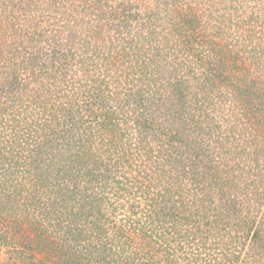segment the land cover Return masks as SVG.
<instances>
[{
    "label": "rangeland",
    "instance_id": "1",
    "mask_svg": "<svg viewBox=\"0 0 264 264\" xmlns=\"http://www.w3.org/2000/svg\"><path fill=\"white\" fill-rule=\"evenodd\" d=\"M13 1L0 0V66L7 68V70H14L17 75H21L26 80L29 77L26 73L27 69H23V67L26 66L24 61L28 56V49L26 47L25 50L23 44L36 47V45H42L45 42V51L48 49L49 39L51 41L49 48L54 49L57 46L56 43L70 41V37L66 35L68 30H73L81 40L92 37L91 40L102 47L101 53L103 51L109 57L117 56L115 58H119L118 62H121L116 67L118 71L127 74L130 71L133 72L135 65L138 67L139 63H143V77H139L141 81L132 80V82L135 83L134 87L136 86L137 90L145 89L147 91L144 92V95L147 94L146 100L149 103L147 104L149 108L144 110L143 116L147 117L148 121L152 120L150 121L152 128L148 131L149 133H143L144 137L141 138L142 134L139 129L132 128L135 120L132 115L128 122L129 126H127L130 129L127 130L125 139H128L129 142L140 140V145H145V150L149 146L152 151L149 154L145 150L137 149L136 153L134 151V160L129 156L125 162H122L123 165L132 163L136 169L135 171L132 167L127 172L128 177L135 182V185H129L128 191L132 193L118 199L114 198V195L107 190L103 191L105 197L98 201L97 206H101L104 211L108 210L107 220H103L101 214H96L94 221L100 225H108L110 232L105 238L101 234L99 238H96V242L101 245L100 247L102 248V244L107 246L109 241L107 237H110L115 231V227L121 225L122 220L125 219L123 220V227L128 230L129 239L127 255L135 256L134 253H141L139 259L135 260L133 264H142L141 261H146L148 255L150 257L151 250L146 246L147 233L155 235L156 243L152 244V249L158 251L159 264H231V259L234 260L233 264H264V184L258 185L262 194L259 201H256L253 194L247 196L246 192H243L244 183L241 182L242 178L239 175L237 177L233 172L227 173L225 170L219 169V176L216 174L217 165L221 166L222 163L220 162L229 154L226 153L221 159L219 151L222 144L228 148V138L233 140L232 132L235 131L233 127L235 128L237 122L235 121L237 117L235 113L240 111L233 107L234 101L229 98L231 93H234L236 88L240 86L241 88L235 93L239 97L240 93L246 94L242 85L247 84L248 78H251L249 80L254 79L258 88L264 89V0H179L178 4L177 0H123L124 4L120 0H110L109 2L104 0V3H98V0H67L66 2L56 0L58 4L53 7L51 5L44 8L35 6L33 3L31 7L26 6L25 8L29 11L24 13L26 19L22 29L17 28L19 20L13 19V16L22 12L18 6L11 4ZM177 9L192 20L189 31L191 35L197 36L192 38L193 45L197 43V46L190 52L179 50V42H177V47L174 46V39L178 37L179 32L172 31V27L176 25L171 22L176 19ZM126 13L134 15V18L132 19L131 15L127 18ZM149 14V19L155 18L156 21L141 26L139 32L137 31L134 35L145 34L148 36L147 41L132 36L131 33L137 26L134 19H138L139 26V22L143 20L147 22V15ZM133 25L134 27H132ZM54 29L57 32L60 31L59 36L56 35L57 32L55 34ZM23 31L30 34H37L40 31L38 34L41 36H37L31 42L26 36L20 34ZM156 31L159 33L155 37L156 43L162 45V51H156L151 47L154 43L151 42V39ZM35 35L33 36L35 37ZM163 35L167 39L165 45L162 44ZM39 40L40 42H38ZM81 40L74 41L77 43L76 45H79ZM131 40L141 44L136 52L130 47ZM176 40L178 41L179 38ZM118 47H122V49ZM175 63L178 66H175ZM180 65L182 66L180 67ZM165 69H172L181 78L187 80V83H183L180 87L186 95L185 99L189 92L196 94L193 99H188L191 100L188 112L180 110L176 99L168 93L170 89L164 88L158 83L161 82L159 74ZM211 70H213L214 75L218 71L219 75L223 77L218 85L208 84L203 88L204 85H200L199 80H190L193 77L197 79L204 74L208 75ZM73 72L76 73V76L73 75L74 77H72L76 80L73 83H75V90L78 91V83H85L86 74L79 72L77 67H73ZM6 74L0 72L1 79L6 78ZM202 81L204 80L202 79ZM202 81L200 83H203ZM41 83H43L42 80ZM46 84L45 82V86ZM110 86L109 89L113 95L121 98L128 84L126 78L122 76L117 82H111ZM252 86L257 88L255 84ZM33 93L32 91L29 93V95L32 94L31 98H34ZM166 93L170 96L162 100ZM190 93L189 95H191ZM1 94L0 99H2ZM203 95H207L209 100L202 101ZM199 96L200 102L195 101ZM48 102L50 104L47 94L41 99H29L25 102L27 106L24 108L27 113L34 117V123L37 124L35 129L39 130L44 126L43 133L48 132ZM194 102L195 105L191 110ZM174 103L177 104L174 105ZM134 109V112L138 114L140 110L136 104ZM176 112L178 115L175 114ZM202 113L207 117L199 118ZM58 115L62 119L60 113ZM175 115L178 117L177 122L180 121L175 131V137H177L176 140H183L180 143L175 140L176 146L174 143L166 142L164 136V128L170 126V120ZM0 116V193H4L3 187H7V185H15L20 191L28 192L31 189L28 178L33 173L31 166L28 165L31 162L30 159L15 166L10 163L14 160L10 157L16 154V150L28 156L31 153L35 154L34 147L29 144H32L30 140H26L25 136L20 135L21 138L23 136L24 141L28 142L23 148H20L18 144L22 139H19L20 137L18 138L17 135L14 136V131H18V129H23L22 133H25V129L28 132L26 128L28 123L26 125L25 123H18L16 120L18 116L16 115L12 119V113L5 112L3 107H1ZM96 121L98 120L96 119ZM174 121L176 123V119L171 124L172 128L176 125ZM56 122L53 121V124ZM57 125L59 122L56 123V128L59 129ZM102 137L105 135L102 134ZM120 137L118 136L113 140L121 147L124 146V142L120 140ZM56 139L49 141L48 147L44 149L48 151V155H46L48 158L51 157V153H66L67 139H65V143L58 142ZM243 139L237 137L234 141H238L237 144L239 145ZM103 140L100 144H103ZM187 141H190L189 149L198 150L199 155L197 157L194 159L190 157L195 164L214 167L211 171L212 176L205 180L203 188L199 191L196 189L198 184L191 183L189 180L190 176H178L175 173L182 164L177 159H184L179 155L176 156L175 147L182 148L183 145L187 144ZM95 146L92 148L95 152L97 150V153H104L105 145L104 148ZM249 151L253 152V148L251 147ZM143 156L147 157L145 161ZM48 163L46 160L43 164L44 170L48 169ZM61 163L65 164V161L63 160ZM212 163L215 166H212ZM246 165L250 164L246 162ZM25 169H27L26 173H24ZM140 169H148L153 175L155 174L160 178L159 184H152L151 178L146 179L150 187H144L146 184L144 176L142 173H137ZM210 170L208 169V172ZM122 171H127V169H121L116 175H122L124 173ZM235 172L238 174V171ZM65 175L67 173L63 176ZM215 176L220 178V187L213 183ZM133 177H135L134 180ZM250 177L251 175L247 176L244 182ZM208 183L209 185H207ZM234 183L240 189L237 188L236 191H233ZM136 186L138 188H135ZM198 186L200 187V185ZM229 186H232V189ZM7 188L10 189V187ZM207 188L215 190L212 200L205 195ZM223 189L229 193L227 196L220 197L216 190ZM248 189H252V187ZM98 190L100 189L98 188ZM145 191L150 194L147 195ZM149 197L153 200H149ZM125 199H128L124 203L125 206L118 208L115 214L112 210V213L111 203L121 202ZM27 200V195L11 202L0 199V218L4 221L9 218L7 224L12 225L13 221L15 222L13 229H18L19 225L16 219H13V215L15 211L20 213L19 211L24 208ZM3 204H9L11 207L5 208V212ZM152 205L156 211L167 212L170 209V212L177 213V221L172 218L166 221L158 218L149 225L152 219L148 217V214ZM14 206H18V208L14 209ZM22 215L24 213L18 219L23 221L21 228L24 232L29 224L26 215L24 218ZM29 215L31 216V214ZM65 219L63 213H61L60 219H51L48 227V239L52 244L46 243L43 245L44 248H41L39 242L30 243L26 239H19L16 235H14L13 243L11 240L7 243L0 242V264H61L58 256L63 258L68 251V245L73 244L71 236H74L72 229L75 228V225L66 223ZM132 221H136L138 224L136 228L141 229H133ZM80 222L86 228L87 220L81 218ZM57 223L59 224L57 225ZM65 225L68 227L66 228ZM149 229L151 230L149 231ZM170 235L172 236L170 237ZM159 236L162 237L160 240H158ZM203 237L206 238V244L198 247L197 244ZM166 238L170 240L169 243L164 241ZM80 242L85 243L81 240ZM113 248L118 250V247ZM18 251H22L26 255L30 254L32 259L21 262L22 259L19 258ZM81 251L84 252L80 248ZM102 254H94L93 257L81 255L86 258L85 262L93 259L101 262L105 258Z\"/></svg>",
    "mask_w": 264,
    "mask_h": 264
},
{
    "label": "trees",
    "instance_id": "2",
    "mask_svg": "<svg viewBox=\"0 0 264 264\" xmlns=\"http://www.w3.org/2000/svg\"><path fill=\"white\" fill-rule=\"evenodd\" d=\"M60 1L66 2L67 0ZM105 1L109 2L110 0ZM105 1L98 0V3H104ZM122 1L123 0H120L121 3ZM32 3L35 6L47 8L51 5L52 7L57 5L58 1L14 0L11 4L18 6V9L22 11L17 13L16 16H13V19L19 20L17 25L18 29L23 28L22 25L26 19L24 13L29 11L25 7H31ZM124 3L125 2L123 1V4ZM178 3L179 0H177V4ZM131 5L133 6V4ZM179 12V9H177L176 19L171 22L176 25L175 27H172V31L174 30L175 32H179L178 37L174 39V46L177 47V42H179V50L190 52V50L197 46V43H194L193 45L192 39L197 36L191 35L189 31L192 26V20L187 15L181 14V12L179 15ZM130 15L133 19L134 15L130 13H128L126 17L128 18ZM149 17L150 14L147 15V22L143 20L139 22V26L138 19H134L137 26L135 27L136 29L132 31V36H134L137 31L139 32L141 26H146L147 24L149 25L156 21L155 18L149 19ZM132 27H134V25ZM55 30L56 29H54V31ZM56 32L57 31H55V34ZM151 32L153 33L154 31ZM38 33L30 34L23 31V33L20 34L26 36L29 41L33 42L37 36H41ZM158 34L159 33L156 31L155 35L151 39V42H154L151 47L156 51H162V45L156 43L155 39ZM33 35H35V37ZM56 35L59 36L60 31L57 32ZM66 35L70 37V41L66 43H56L57 46L54 49L49 48L51 41L48 39V49H46L48 52H46V50L44 51L45 42L42 45H36V47H29L26 44H23L24 49L26 50V47L28 49V56L24 61L26 66L23 67V69H27L26 73L29 77L28 80L22 78L21 75H17V73L12 69L7 70V68L0 66L1 73H9L6 74L7 77L4 79H1L0 77V93H2V99H0V110L1 107H3L5 112L12 113V119H14L17 115L18 117L16 120L18 123H25V125L28 123V126L26 127L28 132H26L24 127L25 133H22L23 129H18V131H14V136L16 137L17 135L18 138L20 135L25 136L26 140H30L32 142V144H29L34 147L35 151L34 155L31 153V155L28 156L23 153H19L16 150V154L13 157H10V159H14L10 162L13 166L18 165L24 160L30 159L29 161L31 162H29L28 165L31 166L33 173L28 178L31 186V189L28 190V192L20 191L15 187V185H7L10 189L3 187L4 193H0L1 200L5 199L10 202L26 195L28 197L24 208H21L19 211L20 213L18 214L15 211L13 215V219H16L19 225L18 229H13V223H15L13 221L12 225L7 224L9 222V218L6 221L0 218V242L7 243L11 240L13 243L14 235H16L19 239H26L30 243L35 241L39 242L41 248H44V244H52V242L48 239V227L51 219H60L61 213H63L66 218V223L75 225V228L72 229L74 236H71L73 244L68 245V251L65 253L63 258L58 256L61 264H133L135 260L139 259V255H141V253L136 252L134 253L135 256L127 255L126 250L129 248V239L128 230L123 227V220L125 219L122 220L121 225L115 227L113 234L110 237H107L109 239L107 246L102 244L101 248V245L96 242V238H99L100 234L104 235L105 238L109 235L108 232H110V229L108 228V225L98 224L94 221V218L96 214H101L103 220H107L108 210L104 211L101 206H97L98 201L105 197L103 194L104 190H107L110 194L112 193L114 198L122 199L123 196L128 195V193H132L131 191H128L130 187L129 185H135V182L132 181L127 174L129 171L128 169H131L133 164L128 163L123 165L122 162H125L126 158H129V156L134 160V151L136 153L137 149L145 150V145H140V140V142L135 141V143L132 141L129 142L128 139H125L127 130L130 129V127L127 126H129L128 122L130 121L132 115L135 119L132 128H135L136 130L137 128L139 129V132L142 134L141 138L144 137L143 133L145 134V132L150 131L152 128V123L150 122L152 120L150 119V121H148L147 117L145 118L143 116L144 110L149 108L147 105L149 103L146 100L147 94L144 95V92L147 91L145 89L137 90V87H134L135 83L133 84L132 82V80L136 82L141 81L140 78L143 77V63H139L140 65L138 67L135 65V68L133 67V72L130 71L127 74L123 73L122 71H118L116 69L119 63H121L118 62L119 58H115L117 56L109 57L108 54L103 53V51L101 53L102 47L95 44V42L91 40L92 37L91 39L81 40V38L79 39L78 35H76L73 30L66 31ZM134 37H138V39L143 38L146 41L148 39V36L145 34H142L141 36L136 35ZM178 38L179 40L177 41L176 39ZM74 40H81V42L79 45H76L77 43H75ZM166 41L167 39L163 35L162 44L165 45ZM38 42H40V40ZM130 43H132L130 47L135 52L139 49V45H141L133 40H131ZM118 48L122 49V47ZM125 48H127V46H125ZM175 66H178V64L175 63ZM181 66L182 65H180V67ZM73 67H77L79 72H82L84 75L86 74L84 78L85 83H78V91L75 90V83H73L76 82V80L72 78L76 76V73L73 72ZM216 72L217 74L214 75L213 70H211L208 75L204 74L202 77L197 79L196 77H193L190 80H199V84L204 85L203 88L208 84L218 85L221 83V79L223 77L219 75L218 71ZM122 76L126 78L128 87L122 93V97L118 98L113 95L109 88L111 87V82H117V80ZM159 77L161 80H156H160L161 82H157L164 88L168 87L170 89L168 93L171 97L176 99L178 102V108L180 110L182 109V111L189 110V102H191V100L188 99H193V96H196V94H191L189 92L191 95L188 93V96L185 99L186 95L180 87H182L183 83H187V80L181 78V76L177 75V73L172 69L162 70ZM202 79L204 81H202ZM249 79L251 78H248L246 85L241 84L242 89L246 94L240 93L239 97L238 94L235 93L239 88H241L239 86L236 88L234 93H231L230 97L227 95V97L234 101L233 107H236L240 111L236 113L234 112L235 115H237L235 119L237 122L235 123V128L233 127L235 130L232 132L233 140L228 138V148L224 147L222 144L221 150L219 151L221 159L226 153L229 154L227 155V158L225 157L224 160L220 162L222 163V169H220L221 166L217 165L216 174L219 176V170H225L227 173H235L237 177L239 175L242 178L241 182L244 183L242 188L243 192L245 191L247 196L253 194V198L256 201H259L262 191L261 189H258V185L260 186L264 184V89L258 88L254 79ZM41 80L43 83H41ZM37 81H39V83H37ZM200 81L203 83H200ZM45 82L47 83L46 86ZM254 84L257 88L252 86ZM195 87H198V85H195ZM252 88H254V91H252ZM31 91L32 93L34 92V98H31L32 94L29 95ZM168 93H166V96H164L162 100H165L167 96H170ZM47 94L48 101L50 100V104L52 106L48 102V132L43 133L44 126H42L39 130L35 129L37 124L34 123V117L30 113H27L24 108L27 106L25 102L29 101V99H41ZM199 99L200 96L198 99L196 98L195 101L200 102ZM201 99L202 101L209 100L207 95H203ZM135 104L140 110L138 114L134 112ZM176 104L177 103H174V105ZM194 105L195 102L193 103L191 110H193ZM57 113H60L62 119ZM190 113L191 111L189 114ZM175 114H177V112ZM136 115L138 117L137 120ZM177 115L170 120V126L164 128L166 142H170L171 144L174 143L175 146L177 143L176 141H179V143L183 142L182 139L176 140L177 137H175L176 128L180 123V121L177 122ZM205 117L207 116L203 113L199 116V118L202 119ZM96 119L98 121H96ZM175 119L176 123L174 121V124L176 125L172 128L171 124ZM53 121L59 122V125H57L59 129L56 128L57 122L53 124ZM102 134L105 135V137H102ZM23 136L22 138H19L22 139L18 144V147L20 148H23L25 144L28 143L23 140ZM118 136H121L120 140L124 142V146L120 147V145L113 140ZM237 137L244 138L239 145L237 144L238 141H234ZM54 139L62 143H65V139H67V148L65 149L66 153H51V157L48 158L46 157V155H48V151H45L44 149L48 147V142ZM102 140L103 144H100ZM189 144L190 141H187V144L185 145L186 147L183 144H181L183 145L182 148L175 147L176 156L179 155V157L184 158L177 159V161L179 163L182 162V164L179 167L180 169L175 171V173L178 176H190L189 180L191 183L195 182L194 184L200 185V187L197 185L196 188L197 191H199L203 188L205 180L212 176L211 171H213L214 167L211 168L209 165L204 166L203 164H195L193 159L197 157L199 153L198 150L195 151V149H189ZM104 145L106 146L105 148ZM93 146L104 148V153H97V150L95 152L92 149ZM251 147L253 148V152L249 151ZM145 151L150 154L152 148L147 146ZM190 157H193V159ZM146 158L147 157L143 156L144 161ZM46 160L49 162L48 169L44 170L43 164H45ZM63 160L65 161V164L61 163ZM246 162L250 165L247 166ZM211 165L215 166L214 163ZM121 169H127V171H122L124 173L117 176L116 173L120 172ZM208 169L211 170L208 172ZM26 170L27 169L24 170V173H26ZM134 170L136 171L135 168ZM235 171H238V174ZM66 173V177L63 176ZM137 173H142L144 176L143 178L146 181L144 187H150L147 180L151 178L150 182H152V184H159L160 178H158L155 174L153 175V173H151L148 169H140ZM249 175H251V177L244 182V179ZM132 179L134 180L135 177ZM219 180L220 178L215 176L213 183H215V186L217 187L221 186ZM207 185H209V183ZM236 185L237 184L233 185V191H236L237 188L240 189V187H236ZM229 187L232 189V186ZM249 187H252V189H248ZM98 188L100 190H98ZM135 188L138 187L136 186ZM214 192V189L207 188L205 195L207 198L212 200ZM226 192L227 191L224 189L219 191L216 190V193L220 195V197H224L225 195L227 196L229 192ZM145 193L147 195L150 194L147 191H145ZM149 200L153 199L149 197ZM127 201L128 199L113 204L111 203V212L113 213L114 211V214L117 213L116 210L121 206H125L124 203ZM3 206L4 208H2L4 210L7 207H11L9 204H3ZM14 207V209L18 208V206ZM151 208L152 209L149 210L150 213L148 214V217L152 219V221H150L149 225H151L153 221L158 218H162L164 221L172 218L177 221V213H174L173 211L170 212V209L167 210V212H162L160 210H154L153 205ZM23 213L26 215L27 223L29 224L27 225V230L25 229L24 232L23 228H21V223H23V221L18 219ZM29 214H31V216ZM24 215H22L23 218ZM81 218H85L87 220L86 228H84L81 224ZM169 221L172 222L171 220ZM58 224L59 223H57V225ZM136 225H138L137 222L132 221L133 229H141L136 228ZM65 226L66 228L68 227V225ZM150 230L151 229H149V231ZM171 236L172 235H170V237ZM132 238L133 236L131 237V240ZM161 238L162 237L159 236L158 240ZM205 239V237L200 239V242L197 244L198 247L205 246ZM80 240L85 241V243H81ZM164 241H167V243L170 242L167 238ZM153 243H156L155 235L147 233L146 246L151 250V252L150 257L148 255V259L146 261H141L142 264H159L160 259L157 257L158 251L152 249ZM35 245L38 244L35 243ZM113 247H118V250L116 251ZM80 248L84 252L81 251V253ZM18 253L19 258L22 259L21 262H26V259H32L30 254L26 255L22 251H18ZM98 253H103L102 256H105L101 262L95 259L85 262L86 258L81 255L85 254L93 257L94 254L97 255ZM233 263L234 260L231 259V264Z\"/></svg>",
    "mask_w": 264,
    "mask_h": 264
}]
</instances>
